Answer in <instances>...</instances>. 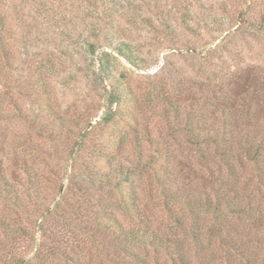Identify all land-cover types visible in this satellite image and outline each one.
I'll return each mask as SVG.
<instances>
[{
	"label": "rangeland",
	"instance_id": "obj_1",
	"mask_svg": "<svg viewBox=\"0 0 264 264\" xmlns=\"http://www.w3.org/2000/svg\"><path fill=\"white\" fill-rule=\"evenodd\" d=\"M88 36L95 43L93 51L84 43ZM110 36L130 46L137 66L116 52L115 40L108 43ZM105 47L112 57L110 75L103 76L95 71ZM0 59L5 67L0 74L1 182L10 184L18 197L15 205L0 198V213L20 227L12 237L3 238L0 264L28 261L39 243L46 254L58 244L59 253L55 258L47 255L45 264H66L65 256L72 252L88 264L93 255L85 235L89 202L104 205L106 214L122 226H132L116 191L107 192L110 189L88 181L98 170L92 168V149L85 148L75 158L70 153L82 127L88 124L93 135L100 133L105 89L112 87L126 92L129 100L122 106L127 107L132 133L125 134L121 150L110 146L107 155L111 154V163L140 162L134 136L142 154L163 152L161 175L178 195V204H171V209L182 222L181 258L188 264H208L204 258L221 255L220 248L206 244L213 216L205 212L199 215L204 249L197 258L185 232L190 225L186 197L196 201L199 190L213 195L227 189L238 195L234 206L245 210L228 215L223 234L234 227L229 235L232 243L248 242L245 253L250 264H264V177L260 176L264 163L247 162L238 181L221 176L215 161L204 165L183 131L190 129L188 122L195 129L204 119V127L213 125L224 133L219 120L223 113L209 110L217 97L219 105L227 104L224 113L232 110L241 124L233 128V151L240 153L249 139L260 141L264 154V0H0ZM157 90L161 95L151 101L149 96L154 98ZM233 95L239 99L231 100ZM128 123L117 118L105 127L119 133ZM208 147L213 150L212 143ZM159 182L158 178L152 184L153 192L147 191V177H140L134 186L137 208H145L148 227L164 233L167 210L155 195ZM229 210L225 208V213ZM137 251L152 264L155 259L168 264L165 251ZM211 264L227 262L217 259Z\"/></svg>",
	"mask_w": 264,
	"mask_h": 264
},
{
	"label": "trees",
	"instance_id": "obj_2",
	"mask_svg": "<svg viewBox=\"0 0 264 264\" xmlns=\"http://www.w3.org/2000/svg\"><path fill=\"white\" fill-rule=\"evenodd\" d=\"M110 8L111 7H108L107 9ZM83 38L84 43L93 51L95 49V43L92 41V37L88 36ZM109 41H114V49L117 50L116 52H118V54L125 57L127 62L136 66L138 65L131 55V48L128 44L111 36L108 38V43ZM111 57L106 47L103 48L98 56V69L95 72L100 75L103 74V76L105 74L110 75L109 64ZM4 68L0 59V70H2L0 74L3 73ZM120 75L124 77L123 74ZM159 92L160 90H157L154 98L149 96V92L147 95L150 98H148L151 101L158 98L161 95V93L158 95ZM104 95L107 103H104L105 113L102 115L100 123L98 124L100 133L98 136L93 135V131L90 130L88 124L82 127L79 138L74 140L70 148V153H72V158H75V154L81 153L85 148L89 147L92 149V168H97L98 170L95 172L96 175L92 173V175L88 176V181L92 183V186H98L102 190L110 189L109 191L106 190L107 192L116 191L119 204L123 207L124 217L132 222V226L126 228L122 226L115 217L108 216L105 212L104 205L94 204L92 202L86 203L89 221L88 227L85 228L87 230L85 235L88 238L89 251L93 252V255L91 253L88 256V264H152L150 260L145 259L144 256L140 255L137 251V249H143L145 251L147 248H153L156 253L165 251L168 264L170 262L171 264H188L186 260L181 258L182 252L178 239L179 232L183 228L181 218L178 212L171 209V204H175V202L178 204V195L170 189L172 185L166 182L167 178L161 175V164L164 157L163 152L157 149L153 155L146 154V156L142 154L143 150L138 148L140 147V140L134 136V149L139 152V155H142L140 157V162L136 163L129 159L127 163L123 161L111 163V154L108 156V150L106 149H109L111 146V149L114 151L121 150V148L125 146V134L129 132L132 133L130 129L131 125L128 123L129 117L126 112L127 107L122 106V104L127 103L129 99L126 92L120 91L118 87H112L109 90L106 88ZM236 96L237 95H233V98L230 99L234 100L235 98V100H238L239 97L236 98ZM163 98L165 97L163 96ZM213 98L215 100L210 103L209 110L211 112L220 110L223 113V115L219 116V120L226 131L223 133L221 130H217L218 127L216 128L213 125L210 128H208V126L204 127V119L199 123V126L202 127L198 126L194 129L188 122L190 129H184L183 131L184 134L188 132L187 140L189 144L194 145L200 152L201 158L205 160L204 165L206 167H208L207 163L215 161L217 170L220 172L221 176L234 178L238 181V177H241V171L246 168L245 165L247 162L264 163V154L261 150L262 145L259 144L260 141L254 142L246 139L240 147L241 152H234L231 148L233 128L238 125L241 127L238 116L236 113H232V110L227 114L224 113L227 104L221 106V104L219 105V103H217L220 100L217 97ZM173 103L174 101H172V104ZM113 104L116 106L113 107ZM132 105L134 104L131 103V106ZM173 108L172 106V109ZM166 112L169 113V111H165V116L169 118L170 115ZM117 118L128 123V127H126L125 130L123 129V132L119 130V133L115 130H106V124L115 121ZM103 143H105V145ZM202 143L207 146L208 150L206 148L202 149ZM210 143L213 144V150L208 147ZM0 148L2 147L0 146ZM144 157L147 158L145 159ZM73 175L74 173H72L70 177V182L73 180ZM152 175L157 178L151 179ZM260 176L264 177V173L263 175L260 174ZM3 177V174L0 172V198L7 200L11 205H15L18 201V197L12 194L11 188L9 187L10 184L6 186L2 185L1 179ZM140 177H147V191L149 192H153L152 184H156L158 178L162 180V183L159 182L158 192L155 195L160 207L167 210V212H165L167 214V218L165 219L166 232L164 233H159L149 228L148 216L144 211L145 208L143 211L137 208L136 200L138 197L135 193L134 182L139 180ZM215 180L218 181L219 178L217 177ZM225 184L226 181H223V185H220L225 187ZM226 187L228 188L230 185ZM198 192L200 197L196 201L190 196L188 197V195L186 197V207L188 209L187 214L190 217V225L185 229L187 236L192 240L193 248L196 250V256H198L197 258H199L200 252L204 249V242L201 234L202 220H200L199 215L209 212L213 216V221L210 223L212 226L205 232V239L207 241L206 244L212 243L210 245H215L216 248L218 247L222 251L217 259L224 260L227 264H250V256L245 253V251L249 249L245 245L248 242L245 243L242 241L239 245L232 243L233 240L229 235L232 233L234 227L228 229L226 234H223L224 222H227L228 215L240 214L245 210L243 208L241 209V206H234V202L237 200L238 196L237 193L230 190L227 191V189L218 190L213 195L212 193H207V191L199 190ZM153 195L154 194L148 193L147 196ZM227 207L230 209L229 213H225V208L227 209ZM47 210L50 212L52 208L48 206ZM185 212L186 211H183V213ZM16 225V220L7 217L6 213H0V246L5 243L3 238L12 237L13 234H16V229L20 228L18 226L16 227ZM20 231L26 233L25 229H21ZM13 238H15V236H13ZM54 247H56L54 252L50 250L46 254L43 251V244L39 243L34 252V256L28 261H24L23 259L19 263L45 264L43 261L47 255H49L50 258H55L54 254L59 253L58 244ZM45 248L48 247H44V249ZM72 253V255L65 256L67 261L64 262H66V264H87L86 260H84L80 254ZM236 256L239 257L237 261L234 259ZM243 258H245V260H243ZM217 259H215V256L204 258L205 262H209L208 264H211V262ZM154 262L160 264L157 262V259H155Z\"/></svg>",
	"mask_w": 264,
	"mask_h": 264
}]
</instances>
